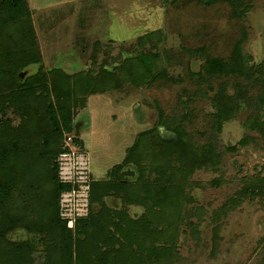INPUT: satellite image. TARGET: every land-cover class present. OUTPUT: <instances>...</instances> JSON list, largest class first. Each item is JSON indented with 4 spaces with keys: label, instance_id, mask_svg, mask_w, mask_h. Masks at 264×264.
I'll return each mask as SVG.
<instances>
[{
    "label": "trees",
    "instance_id": "trees-1",
    "mask_svg": "<svg viewBox=\"0 0 264 264\" xmlns=\"http://www.w3.org/2000/svg\"><path fill=\"white\" fill-rule=\"evenodd\" d=\"M194 1L206 5L228 1L243 19L248 11L243 0ZM151 35L137 37L112 62L111 56L99 63L93 60L87 69L72 73L60 66L44 68L28 0H0V264L182 261L178 250L182 224L186 221L189 233L197 237L205 215L202 206L184 209L193 202L190 190L198 184L191 176L201 168L217 170L220 156L214 147L196 144L181 127H172L166 120L139 133L107 179L91 183L89 213L77 219L74 230L58 211L60 194L71 185L59 180L56 157L63 150L65 135L75 133L76 111L85 107L91 94L123 85L139 87L155 78L165 59L162 50L144 48ZM97 45L100 42L94 41L93 47ZM203 69L209 76L237 75L264 88V61L245 52L239 40L227 59L204 55ZM23 71L29 72L21 78ZM214 100L213 121L219 128L247 104L240 87L236 95H229L222 86ZM263 103L260 94L244 125L264 138ZM160 126L172 128L175 137L161 136ZM73 142L81 143L77 137ZM126 168L134 176H124ZM217 179L210 183L218 184ZM258 191L264 192V178L251 177L212 211L214 247L220 240L222 219ZM107 198L120 200L122 206H141L143 213L129 218L124 207L110 206Z\"/></svg>",
    "mask_w": 264,
    "mask_h": 264
},
{
    "label": "rangeland",
    "instance_id": "rangeland-1",
    "mask_svg": "<svg viewBox=\"0 0 264 264\" xmlns=\"http://www.w3.org/2000/svg\"><path fill=\"white\" fill-rule=\"evenodd\" d=\"M28 2L44 68L60 66L72 73L87 69L93 60L99 63L111 56L112 62L122 48L149 33L154 37L144 48L162 50L165 59L149 83L91 94L85 107L76 111L79 135H74L81 143L72 142L65 148L63 142V150L81 154L86 161L90 178L87 215L91 183L107 179L139 133L166 120L172 127H181L196 144L206 149L211 145L220 156L217 170L201 168L191 176L198 184L190 190L193 202L184 209L202 206L205 215L197 237L189 233L186 221L182 224L180 264H264V192L247 195L228 212L216 247L210 221L212 211L234 196L245 180L264 178V138L244 125L254 110L253 101L264 95V88L237 75L209 76L203 69L204 55L227 59L237 40L245 52L264 61V0H243L248 6L244 19L228 1L210 5L194 0L177 4L165 0ZM94 41L100 45L93 47ZM222 86L229 95H236L240 87L247 104L219 128L213 121L214 96ZM261 108L264 113V103ZM160 127L161 136L175 137L172 128ZM216 178L218 184H211ZM69 190L62 191L58 203L59 217L64 221L68 216L65 204L74 199L68 194L67 201H62L61 195ZM106 203L117 209L124 207L132 219L143 213L141 206H122L120 200L107 198ZM76 221L72 228L66 226L74 230Z\"/></svg>",
    "mask_w": 264,
    "mask_h": 264
},
{
    "label": "built area",
    "instance_id": "built-area-1",
    "mask_svg": "<svg viewBox=\"0 0 264 264\" xmlns=\"http://www.w3.org/2000/svg\"><path fill=\"white\" fill-rule=\"evenodd\" d=\"M74 137V133H68L65 135V148L73 142ZM57 164L59 180L62 183L72 185V188L69 191L61 195V200L67 201L68 194H73L74 200H72V203L68 202L69 204H65L66 208H63L68 215L67 217L64 216L67 226L72 228L78 218L87 215V191L89 189L88 180L90 178L88 174H86V161L81 154L76 155L73 151L63 150L58 154Z\"/></svg>",
    "mask_w": 264,
    "mask_h": 264
},
{
    "label": "water",
    "instance_id": "water-1",
    "mask_svg": "<svg viewBox=\"0 0 264 264\" xmlns=\"http://www.w3.org/2000/svg\"><path fill=\"white\" fill-rule=\"evenodd\" d=\"M24 75H25V71H24V72H21V73L19 74V76H20L21 78H23ZM74 128H75V131H74V132H75V135H76V136L79 135L78 124H75ZM122 174H123L124 176L132 177V176H134V171L131 170L130 168H126L125 170L122 171Z\"/></svg>",
    "mask_w": 264,
    "mask_h": 264
},
{
    "label": "crops",
    "instance_id": "crops-1",
    "mask_svg": "<svg viewBox=\"0 0 264 264\" xmlns=\"http://www.w3.org/2000/svg\"><path fill=\"white\" fill-rule=\"evenodd\" d=\"M72 1H75V0H63V3L72 2Z\"/></svg>",
    "mask_w": 264,
    "mask_h": 264
}]
</instances>
